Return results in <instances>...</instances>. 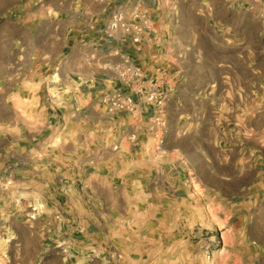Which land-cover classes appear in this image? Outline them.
<instances>
[{"label": "rangeland", "instance_id": "obj_1", "mask_svg": "<svg viewBox=\"0 0 264 264\" xmlns=\"http://www.w3.org/2000/svg\"><path fill=\"white\" fill-rule=\"evenodd\" d=\"M149 1L0 0V151L50 158L4 200L0 264H264V0ZM135 6L130 81L86 40ZM101 67L164 108L101 94L104 123L63 124Z\"/></svg>", "mask_w": 264, "mask_h": 264}, {"label": "crops", "instance_id": "obj_2", "mask_svg": "<svg viewBox=\"0 0 264 264\" xmlns=\"http://www.w3.org/2000/svg\"><path fill=\"white\" fill-rule=\"evenodd\" d=\"M147 4H153V0H150ZM102 32V36H100V33L98 35H95L97 33L96 29L89 30L88 33H90V37L86 40V42L90 43L93 49L96 50L97 54L102 55L101 57H97V59L95 56L91 57L92 59H96V62L100 61V59L104 57L106 65L112 64L121 58L123 52L127 54L128 50H130L134 45L131 39V35H123L121 37L112 35L109 37L105 34L106 32ZM103 52L105 53L104 55L102 54ZM103 68L104 67H101V70ZM103 70L104 71L96 72L97 74L94 75V79H90L91 84L86 83L87 85L83 86L82 83L81 85H79L78 96H82L84 98L83 100H85L87 104L85 106H82L78 99H76V101L72 100L71 103H68L67 107H65V109L67 108L66 113L61 110L63 113V115L61 116V118L63 119V124L66 123V116L69 117L71 113L72 117L75 116V113H79V117H81L80 119H82L81 122L89 124L93 123L95 125H97L98 123H104L105 119L108 118L107 115L105 116L104 111L102 110L103 106H101V103L98 102L97 98L104 91H111L117 88L120 89L121 85H119V83L111 84L108 82L110 81L109 79H105V76L111 78L114 76L113 74H111V67H105ZM114 72L116 73L115 70ZM110 84L112 85V88L109 87ZM75 92L77 93V91ZM73 98L74 97H72V99ZM97 105H99V109H95ZM76 119H78V117ZM55 123L58 122L55 121ZM11 152L15 153V151H0V209L3 210L5 209L4 200L7 196L10 195L9 193L12 192L11 188L14 189L13 192L17 191L18 193L23 187H29L35 182V180L31 179L32 174H39L37 170H25L24 167L27 166L31 161H35L36 163L41 161L42 164H47L48 162H50V158L47 154L42 155L43 158L40 160H32L31 158L34 157H31L29 160L23 161L22 159L20 160L19 155H12L10 154ZM31 156L35 155L31 154ZM25 193H27V191H25Z\"/></svg>", "mask_w": 264, "mask_h": 264}, {"label": "built area", "instance_id": "obj_3", "mask_svg": "<svg viewBox=\"0 0 264 264\" xmlns=\"http://www.w3.org/2000/svg\"><path fill=\"white\" fill-rule=\"evenodd\" d=\"M127 2H131V0H126ZM133 3H135L133 1ZM140 5V4H139ZM132 21H127L126 14L123 8H119L116 12L113 13L111 23L107 27L105 31L107 36H112L114 33L118 31H122L125 35H131L134 42H139L141 38V34L143 32L141 22L144 23V19L146 17L145 12L140 10L139 6L132 7ZM122 57L124 60V64L119 65L117 68V73L119 76H138L140 77L141 74L135 70L134 67L130 64V58L127 55H123ZM134 84L131 85L134 94L133 95H126L125 93L121 92L120 90L110 91V92H103L102 97L104 102L109 104L111 109H119V108H129L133 110L138 102L135 100V97H141L145 102L157 104L160 108H164L166 103L167 93L160 89V88H153L152 90L143 87L142 85L138 84L135 80H133ZM163 112V111H162Z\"/></svg>", "mask_w": 264, "mask_h": 264}, {"label": "bare ground", "instance_id": "obj_4", "mask_svg": "<svg viewBox=\"0 0 264 264\" xmlns=\"http://www.w3.org/2000/svg\"><path fill=\"white\" fill-rule=\"evenodd\" d=\"M56 77V76H55Z\"/></svg>", "mask_w": 264, "mask_h": 264}]
</instances>
